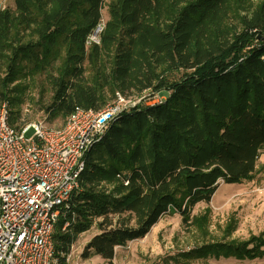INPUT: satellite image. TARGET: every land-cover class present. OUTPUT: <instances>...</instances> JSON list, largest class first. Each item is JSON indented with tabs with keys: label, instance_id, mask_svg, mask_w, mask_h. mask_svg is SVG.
<instances>
[{
	"label": "trees",
	"instance_id": "obj_1",
	"mask_svg": "<svg viewBox=\"0 0 264 264\" xmlns=\"http://www.w3.org/2000/svg\"><path fill=\"white\" fill-rule=\"evenodd\" d=\"M105 6L100 43L87 45ZM261 37L264 0H14L0 9V100L13 126L25 125L22 105L36 87L49 90L46 111L63 123L117 93L165 95L120 113L88 149L81 188L53 234L60 264L93 226L84 256L112 262L163 215L198 225L192 209L221 182L253 179L264 149ZM180 256L264 258V231Z\"/></svg>",
	"mask_w": 264,
	"mask_h": 264
},
{
	"label": "built area",
	"instance_id": "obj_2",
	"mask_svg": "<svg viewBox=\"0 0 264 264\" xmlns=\"http://www.w3.org/2000/svg\"><path fill=\"white\" fill-rule=\"evenodd\" d=\"M104 26L102 18L87 45L100 43ZM155 95L129 102L117 93L99 111L76 107L60 126L37 121L19 128L10 123L9 101L0 100V264H60L53 234L81 188L88 149L120 113L141 101L154 105L165 100ZM31 129L33 136H27ZM260 178L254 192L264 191V169Z\"/></svg>",
	"mask_w": 264,
	"mask_h": 264
},
{
	"label": "rangeland",
	"instance_id": "obj_3",
	"mask_svg": "<svg viewBox=\"0 0 264 264\" xmlns=\"http://www.w3.org/2000/svg\"><path fill=\"white\" fill-rule=\"evenodd\" d=\"M3 1L0 6L5 8L9 5V1ZM108 1L106 0V3ZM107 17L105 6L102 10V18L107 19ZM41 90L42 88L36 87L25 97L20 122L25 125L37 121H45L50 126L64 124L59 118H52L46 111L51 93L47 90L42 96ZM149 95V92H146L141 96L125 97L129 102L131 99L141 98L145 101L144 97ZM154 96L156 98V95ZM27 136H33L32 129L28 131ZM262 153L264 154V149ZM263 169L264 160L259 163L252 180L232 184L221 182L209 203L200 202L192 209V216L200 218L198 225H185L179 213L165 214L146 236L117 247L112 262L93 252H89L87 257L84 256L87 242L99 233L98 228L93 226L80 234L72 245L67 255L68 264H175L176 260L181 264H264V258L184 259L180 256L183 252L201 244L221 240L244 241L264 231V191L253 190L254 186L261 182L260 174ZM230 228L232 231L229 233Z\"/></svg>",
	"mask_w": 264,
	"mask_h": 264
},
{
	"label": "crops",
	"instance_id": "obj_4",
	"mask_svg": "<svg viewBox=\"0 0 264 264\" xmlns=\"http://www.w3.org/2000/svg\"><path fill=\"white\" fill-rule=\"evenodd\" d=\"M9 1V5L8 6H11V7H13L14 6V0H8ZM4 3V1L3 0H0V3ZM2 3H1V5H2ZM0 9H2V7L0 6ZM263 160H264V154L262 153V156H260V159H259V161H258V164H257V167H256V170L259 168V163L260 162H263Z\"/></svg>",
	"mask_w": 264,
	"mask_h": 264
},
{
	"label": "water",
	"instance_id": "obj_5",
	"mask_svg": "<svg viewBox=\"0 0 264 264\" xmlns=\"http://www.w3.org/2000/svg\"><path fill=\"white\" fill-rule=\"evenodd\" d=\"M261 39H263V40H264V37H261Z\"/></svg>",
	"mask_w": 264,
	"mask_h": 264
},
{
	"label": "bare ground",
	"instance_id": "obj_6",
	"mask_svg": "<svg viewBox=\"0 0 264 264\" xmlns=\"http://www.w3.org/2000/svg\"><path fill=\"white\" fill-rule=\"evenodd\" d=\"M92 145H93V144H92ZM92 145H91V146H92ZM91 146H90V147H91ZM67 264H68V263H67Z\"/></svg>",
	"mask_w": 264,
	"mask_h": 264
}]
</instances>
